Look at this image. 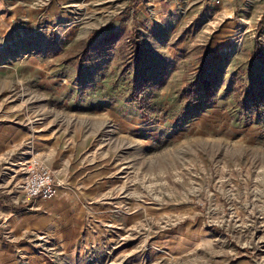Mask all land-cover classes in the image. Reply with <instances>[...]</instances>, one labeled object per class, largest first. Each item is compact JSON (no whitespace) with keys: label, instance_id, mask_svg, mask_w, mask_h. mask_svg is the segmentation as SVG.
I'll return each mask as SVG.
<instances>
[{"label":"rangeland","instance_id":"obj_1","mask_svg":"<svg viewBox=\"0 0 264 264\" xmlns=\"http://www.w3.org/2000/svg\"><path fill=\"white\" fill-rule=\"evenodd\" d=\"M129 1L0 0V53L10 66L0 72V109L21 106L15 114L33 126L47 115L72 117L89 152L114 153L111 216L97 223L104 236L73 258L264 264V0H143L123 14ZM135 31L143 51L136 66ZM88 46L96 52L86 56ZM207 50L211 93L187 104ZM26 145L0 156V264L66 258L48 251V236L12 225L38 222L37 202L18 188L23 150L42 158ZM9 196L28 208L11 212ZM22 243L33 254L9 258L7 246Z\"/></svg>","mask_w":264,"mask_h":264},{"label":"crops","instance_id":"obj_2","mask_svg":"<svg viewBox=\"0 0 264 264\" xmlns=\"http://www.w3.org/2000/svg\"><path fill=\"white\" fill-rule=\"evenodd\" d=\"M4 10L5 5L0 4V13ZM8 61V56L0 53V72L10 69ZM3 108L0 109V156L26 144L30 146L33 142L56 179L62 182L61 193L56 199L37 200V204L34 202L38 220L34 226L31 216L24 219L22 224L12 225L18 226V230H23L24 234L34 228L46 239L48 236V244L45 245L48 251L63 252L66 258L63 261L46 259L36 263L29 257L25 264H79L80 260L77 263L73 257L100 242L104 232L103 229L99 231L97 223L103 226L106 214L111 216L105 194L114 179L112 159L109 158L114 153L102 149L89 152L86 147L88 140L84 139V143H81L77 129L74 130L72 125V117L47 115L38 126H33L31 122H26L24 114H15L21 106L17 109L7 106ZM8 198L14 201L11 196ZM26 202L23 204L28 206ZM124 220L122 218V222ZM16 252L33 254L27 243L7 246L9 258H15Z\"/></svg>","mask_w":264,"mask_h":264},{"label":"built area","instance_id":"obj_3","mask_svg":"<svg viewBox=\"0 0 264 264\" xmlns=\"http://www.w3.org/2000/svg\"><path fill=\"white\" fill-rule=\"evenodd\" d=\"M26 156L23 162L16 164L18 172L22 174L20 182L21 194L27 201L36 202L37 200L51 201L56 199L62 190V183L57 181L53 172L45 164L40 155L36 152L23 150L22 154ZM23 160V158H22ZM202 205V204H200ZM238 218V210L234 209ZM264 219V217H262Z\"/></svg>","mask_w":264,"mask_h":264},{"label":"trees","instance_id":"obj_4","mask_svg":"<svg viewBox=\"0 0 264 264\" xmlns=\"http://www.w3.org/2000/svg\"><path fill=\"white\" fill-rule=\"evenodd\" d=\"M143 0H130L129 1V4H128V7L126 8V12H124L123 14H128L130 13L131 11H133L139 4L142 3ZM125 16V15H124ZM264 22V15H263V18L259 24V28L262 26ZM108 28L105 27L103 28L102 30L100 31H96V32H93L91 37L89 38L91 40H94V39H98L99 38V33L101 32H104L106 29ZM119 32L118 30H115L113 31L112 33L109 34V36L107 37V39L109 38H114L113 42L118 40L117 37H119ZM132 45H133V55H132V59L135 61V66L138 64V62L141 61V58L143 56V51H142V46L141 44L139 43L138 39L136 38V31L132 34ZM93 52H96V50H92L90 49V47L88 46L87 48V51L85 52L86 56H89V54L93 53ZM262 53V44L260 43V38H257L256 41H255V49H254V54L253 56L254 57H259ZM208 50L205 51L204 55H202V61H201V64H200V68H199V71H198V76L197 78L191 82L189 84V88L188 90L185 92L183 98L184 100L186 101L187 104H191L192 102L195 101V99L199 96V94H210L211 93V81L209 79H207L205 77V70L207 68V65H208ZM140 95H141V91L138 93V97L137 98H140ZM6 200L8 201L7 203H5V207L13 210L14 212H19V211H22L24 210L25 208H27L28 206L26 204H19V205H14L13 203H10V199L8 197H6ZM3 205V204H2Z\"/></svg>","mask_w":264,"mask_h":264}]
</instances>
